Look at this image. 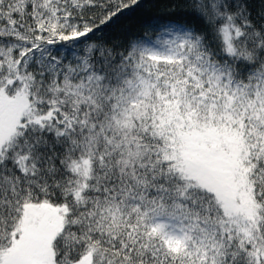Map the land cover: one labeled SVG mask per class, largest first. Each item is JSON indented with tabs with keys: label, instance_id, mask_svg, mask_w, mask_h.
Here are the masks:
<instances>
[{
	"label": "snow or ice",
	"instance_id": "snow-or-ice-1",
	"mask_svg": "<svg viewBox=\"0 0 264 264\" xmlns=\"http://www.w3.org/2000/svg\"><path fill=\"white\" fill-rule=\"evenodd\" d=\"M0 264H264V0H0Z\"/></svg>",
	"mask_w": 264,
	"mask_h": 264
},
{
	"label": "trees",
	"instance_id": "trees-1",
	"mask_svg": "<svg viewBox=\"0 0 264 264\" xmlns=\"http://www.w3.org/2000/svg\"><path fill=\"white\" fill-rule=\"evenodd\" d=\"M151 13H152L153 15H157V14H159V12H158L157 10H155V9H152V10H151ZM125 27L132 28V29L137 28V27H138L137 20H136L135 18L128 20V22H127V24L125 25Z\"/></svg>",
	"mask_w": 264,
	"mask_h": 264
}]
</instances>
